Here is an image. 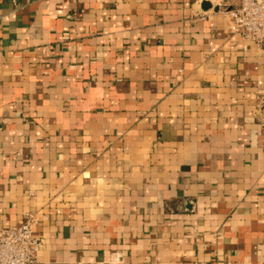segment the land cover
Returning <instances> with one entry per match:
<instances>
[{
	"label": "crops",
	"instance_id": "0c3cea01",
	"mask_svg": "<svg viewBox=\"0 0 264 264\" xmlns=\"http://www.w3.org/2000/svg\"><path fill=\"white\" fill-rule=\"evenodd\" d=\"M237 0H0V228L35 264H264V48Z\"/></svg>",
	"mask_w": 264,
	"mask_h": 264
},
{
	"label": "built area",
	"instance_id": "2783aa9c",
	"mask_svg": "<svg viewBox=\"0 0 264 264\" xmlns=\"http://www.w3.org/2000/svg\"><path fill=\"white\" fill-rule=\"evenodd\" d=\"M231 30L264 48V0H237L223 9ZM264 121V117H263ZM29 214L23 222L0 228V264H35L42 248V238L33 230L36 222Z\"/></svg>",
	"mask_w": 264,
	"mask_h": 264
}]
</instances>
